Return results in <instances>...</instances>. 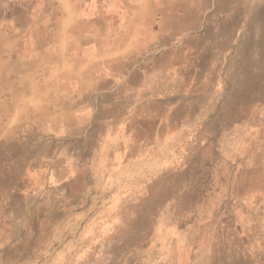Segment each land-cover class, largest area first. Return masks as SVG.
Here are the masks:
<instances>
[{
    "label": "rangeland",
    "instance_id": "obj_1",
    "mask_svg": "<svg viewBox=\"0 0 264 264\" xmlns=\"http://www.w3.org/2000/svg\"><path fill=\"white\" fill-rule=\"evenodd\" d=\"M0 20L127 47L93 99L0 143V264H264V0H0Z\"/></svg>",
    "mask_w": 264,
    "mask_h": 264
},
{
    "label": "crops",
    "instance_id": "obj_2",
    "mask_svg": "<svg viewBox=\"0 0 264 264\" xmlns=\"http://www.w3.org/2000/svg\"><path fill=\"white\" fill-rule=\"evenodd\" d=\"M2 27L0 20V143L21 133L30 137L38 124H59L58 107L68 105L65 101L75 99L78 104L80 93L90 91L93 99L96 59L127 51L126 42L111 43V31L106 36L92 30L83 42L74 35L32 37L16 32L10 22Z\"/></svg>",
    "mask_w": 264,
    "mask_h": 264
}]
</instances>
